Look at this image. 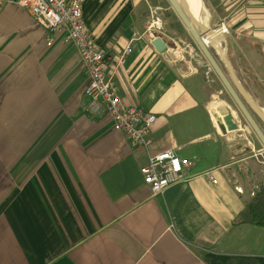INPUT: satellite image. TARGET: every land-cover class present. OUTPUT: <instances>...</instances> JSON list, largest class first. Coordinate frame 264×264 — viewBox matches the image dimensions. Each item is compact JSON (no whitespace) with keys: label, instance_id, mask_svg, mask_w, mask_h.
<instances>
[{"label":"crops","instance_id":"obj_1","mask_svg":"<svg viewBox=\"0 0 264 264\" xmlns=\"http://www.w3.org/2000/svg\"><path fill=\"white\" fill-rule=\"evenodd\" d=\"M152 1L168 16L162 0ZM78 6L118 105L153 122L144 148L129 151L106 119L85 113L86 79L73 50L58 36L44 47L45 35L27 16L3 6L0 264H264V229L235 222L248 196L264 188V156L245 153L237 133L222 142L201 105L216 83L189 54L180 27L170 16L162 22L155 54L144 0ZM198 7L202 29L224 25L221 58L264 118V0H198ZM165 152L187 168L150 198L137 171Z\"/></svg>","mask_w":264,"mask_h":264},{"label":"built area","instance_id":"obj_2","mask_svg":"<svg viewBox=\"0 0 264 264\" xmlns=\"http://www.w3.org/2000/svg\"><path fill=\"white\" fill-rule=\"evenodd\" d=\"M78 1L0 0V9L9 5L22 11L45 35L44 47L49 46L52 37L58 36L62 46H69L73 50L86 79L81 91L85 113L93 119H106L110 130L121 137L129 151L141 150L146 144L147 130L152 124V118L118 105L114 90L102 74L103 55L91 47L82 32ZM149 29L151 32H158L157 22L154 21ZM211 34L214 39L225 37L223 25H215ZM203 40L206 39H199V44L205 49L206 43H203ZM126 52H122V56ZM248 150L251 151L252 147ZM260 153L261 151L257 149L253 155L259 157ZM186 168L187 164L184 161L174 159L170 153L165 152L147 159L144 166L138 169L137 175L148 196L154 198L159 197L166 188L178 183L181 172ZM207 180L213 185L209 179ZM233 192L238 195L237 191Z\"/></svg>","mask_w":264,"mask_h":264},{"label":"water","instance_id":"obj_3","mask_svg":"<svg viewBox=\"0 0 264 264\" xmlns=\"http://www.w3.org/2000/svg\"><path fill=\"white\" fill-rule=\"evenodd\" d=\"M162 1L167 7L168 11L171 13L172 17L179 25L180 29L183 31V33L186 35V37L192 44L196 53L198 54V56L200 57V59L202 60L214 80L217 82L224 95L231 103L238 118L243 122V124L248 129L251 136L257 143L258 147L264 154V139L253 124V121L256 122L257 125L264 130V118L260 115L258 111H256L251 105L248 104L246 98L244 97L236 82L234 81L233 77L227 70L223 57L220 59V64L225 69V73L227 75L226 79L228 81H226V79L217 70L212 60L209 58L205 50L199 44V38L192 33L191 25L193 24H191L189 18H187L188 16L185 15V8L184 6H182L180 0H176L177 4H175L173 0ZM194 27L198 31H200L201 37H205L208 43H211L213 41L214 37L210 32L200 28L197 25H194ZM149 48L155 54H159L160 52H162V47L156 40H153L149 43ZM246 111L248 112V114H250V117L247 115ZM217 118L219 119V121L218 124H214V129L218 133V135L222 137V142L224 144H227L228 140L225 136L234 134L236 132L235 127L230 118V113L223 109L222 111L218 112ZM227 153L229 157L234 158V151L232 148H229Z\"/></svg>","mask_w":264,"mask_h":264},{"label":"rangeland","instance_id":"obj_4","mask_svg":"<svg viewBox=\"0 0 264 264\" xmlns=\"http://www.w3.org/2000/svg\"><path fill=\"white\" fill-rule=\"evenodd\" d=\"M143 1V0H142ZM174 1V3L175 4H177L176 3V0H173ZM196 2H197V4H198V0H196ZM144 6H145V18H146V25H151L154 21L155 22H157V24H158V32H151V29H149V27H150V25H149V27H148V32L149 33H151V35H149V36H151L152 38L154 37V39H152V41L153 40H156V38L155 37H157L158 38V35H161L162 34V29H164V27L162 26V22H167L168 21V16H170L174 21H175V19L172 17V15H171V13L168 11V9H167V7H165V9L168 11V16H167V14H163L161 11H162V7L160 8V9H156L157 7H156V5H155V3H154V1H152V0H144ZM79 7V6H78ZM178 7V6H177ZM200 11V10H199ZM197 15H199V12H198V14ZM199 18V17H198ZM176 22V21H175ZM176 24H177V22H176ZM218 24H221V23H218ZM217 25V24H216ZM223 25V24H222ZM35 26V25H34ZM36 27V26H35ZM177 29L179 30V25L177 24ZM223 28H224V25H223ZM82 29V28H81ZM211 30L212 29H210V30H208V32H210L211 33ZM169 31V30H168ZM182 31V30H181ZM224 31H225V37H226V30H225V28H224ZM83 32V31H82ZM183 32V31H182ZM173 33V31H171V34ZM185 35V34H184ZM174 36H176V35H174ZM186 36V35H185ZM225 37H223V38H221V40H223ZM53 38V37H52ZM187 38V37H186ZM199 39H201V38H204V39H206L205 37H201V35H199V37H198ZM87 39V38H86ZM51 40V39H50ZM151 41V42H152ZM157 41V40H156ZM187 41H188V43L191 45V47H192V53H190L189 52V54L190 55H192V54H196L197 55V57H199L198 56V54L196 53V51H195V49L193 48V46H192V44L190 43V41L188 40V38H187ZM89 42V41H88ZM198 42H199V40H198ZM159 43V42H158ZM160 44V43H159ZM173 45H177L176 43H173ZM217 46H218V48H216L217 49V52H215V50L213 49V51L217 54V53H219V51L221 52V53H223V57H224V51H223V46H221V44L219 45V43L217 44ZM69 47V46H68ZM92 47V46H91ZM224 47L227 49L228 47H229V45H228V43L227 42H225L224 43ZM93 48V47H92ZM180 48V47H179ZM94 49V48H93ZM181 50H183L182 48H180ZM94 50H96V49H94ZM205 50V52L207 53V55L209 56V58L211 59V56H212V54L214 55V53L212 52V50H210L209 48H205L204 49ZM96 51H99V50H96ZM74 52V51H73ZM99 52H101V51H99ZM102 53V52H101ZM161 53V52H160ZM102 55H103V53H102ZM103 59H104V55H103V58H102V62H103ZM199 59H200V57H199ZM201 60V59H200ZM212 60V59H211ZM202 61V60H201ZM102 62H101V65H102ZM212 62H213V60H212ZM203 63V62H202ZM214 63V62H213ZM205 68H206V66H205ZM81 69V68H80ZM207 69V68H206ZM208 70V69H207ZM82 71V70H81ZM208 73L210 74V72L208 71ZM84 74V73H83ZM102 74H103V70H102ZM103 77H104V74H103ZM213 79L214 80V78L212 77V75L210 74V76H209V79ZM104 79H105V77H104ZM105 80H107V79H105ZM108 81V80H107ZM109 82V81H108ZM86 83V82H85ZM214 83H216L215 84V86H213L212 85V90H211V92H215L214 93V95H213V98H214V100L217 102V103H219L223 108H224V110H226L228 113H230V118H231V120H232V123H233V125H234V127H235V130H236V132L235 133H237L239 136H242L243 138L242 139H244V141L242 140V149H243V151L245 152V153H248L249 155L250 154H253L255 151H257V149L258 150H260L261 151V149L258 147V145H257V143L255 142V140L253 139V137L251 136V134H250V132L248 131V129L245 127V125L243 124V122L238 118V116H237V114L235 113V111H234V109H233V107H232V105H231V103L229 102V100L227 99V97L224 95V93L222 92V90H221V88L219 87V85L217 84V82L214 80ZM110 84V83H109ZM210 97V96H209ZM142 114V113H141ZM150 117V116H149ZM152 118V117H151ZM152 122H153V119H152ZM253 124L255 125V127L257 128V130H258V132L260 133V135L262 136V138L264 139V130L261 128V127H259L258 125H257V123L256 122H254L253 121ZM234 133V134H235ZM232 135V134H231ZM228 140V139H227ZM246 144V145H245ZM251 144H254L253 146H251ZM255 145H256V147H255ZM249 147H252V150L251 151H249L248 149H249ZM264 156V154L262 153V151H261V153H260V155H259V157L260 156ZM264 166V165H263ZM233 191H236V190H232V192ZM238 192V191H237ZM234 193V192H233ZM235 194V193H234ZM253 195H250V196H248L249 197V199L252 197Z\"/></svg>","mask_w":264,"mask_h":264},{"label":"bare ground","instance_id":"obj_5","mask_svg":"<svg viewBox=\"0 0 264 264\" xmlns=\"http://www.w3.org/2000/svg\"><path fill=\"white\" fill-rule=\"evenodd\" d=\"M182 6H184L186 13L185 15H187L191 22V24L193 23V25H197L199 26V18L197 15L199 12V7L198 4L196 2V0H180ZM200 27V26H199ZM201 28V27H200ZM203 43H206L205 48H209L210 50H215V52H217L216 49V45L218 43H220V39H213V41L211 43H208L207 40H203ZM220 54L217 53L219 60L221 59V52L219 51ZM201 105L204 109V111L208 114V116L210 117L211 121L213 122L212 125L214 126V123L218 124L219 119L217 118V114L218 112L222 111L224 108L217 103L214 98L212 96L205 98L203 101H201ZM264 116V115H263Z\"/></svg>","mask_w":264,"mask_h":264},{"label":"trees","instance_id":"obj_6","mask_svg":"<svg viewBox=\"0 0 264 264\" xmlns=\"http://www.w3.org/2000/svg\"><path fill=\"white\" fill-rule=\"evenodd\" d=\"M235 222L237 225L264 229V188L250 198L246 206L236 216Z\"/></svg>","mask_w":264,"mask_h":264}]
</instances>
